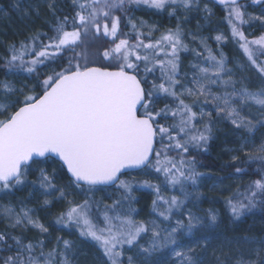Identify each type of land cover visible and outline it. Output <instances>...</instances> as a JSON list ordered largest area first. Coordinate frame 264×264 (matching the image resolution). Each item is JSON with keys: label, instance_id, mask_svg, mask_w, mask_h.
Wrapping results in <instances>:
<instances>
[{"label": "snow or ice", "instance_id": "6c2138e0", "mask_svg": "<svg viewBox=\"0 0 264 264\" xmlns=\"http://www.w3.org/2000/svg\"><path fill=\"white\" fill-rule=\"evenodd\" d=\"M212 3L223 6L229 29L212 39L218 46L231 41L243 57L234 67L222 49L213 51L207 37L184 29L192 13L203 12L206 21L214 15L202 0H72L73 13L61 16L55 0H48L56 18L51 35L35 31L9 42L0 56L5 77L26 73L34 81L19 88L12 80L0 81V193L14 195L31 183L66 203L54 223L94 242L106 264H137L126 256L133 249L143 264L164 252L171 264H203L185 238L216 225L219 213L196 215L188 207L189 189L205 175L198 171L197 156L207 152L216 125L227 121L239 144L226 149L235 168L229 175L254 178L225 198L226 211L233 220L264 211V32L245 31L255 22L264 28V0H251L261 15L248 13L250 5L240 0ZM140 9L166 13L176 24L161 32L157 25L137 22L130 13ZM189 37L198 48L189 47ZM181 53L193 56L188 71L182 70ZM49 162L67 175L66 186L55 183L57 169L49 173L41 167ZM32 172L37 179L29 182ZM68 188L84 198L69 199ZM138 189L154 194L151 211L157 219H136ZM166 189L175 191L165 195ZM98 192L104 196L97 199ZM52 202L46 198L43 204ZM34 211L0 205L7 227L20 230L0 232V253H11L0 256V264H74V242L57 237L48 248L49 229ZM30 229L40 237L29 239ZM196 243L207 247V237ZM245 243L254 246L247 255L227 259L264 264V238L246 237Z\"/></svg>", "mask_w": 264, "mask_h": 264}, {"label": "trees", "instance_id": "16d2710c", "mask_svg": "<svg viewBox=\"0 0 264 264\" xmlns=\"http://www.w3.org/2000/svg\"><path fill=\"white\" fill-rule=\"evenodd\" d=\"M17 3L20 6L19 9L13 7V5ZM55 3L57 5V16L73 13L72 0H55ZM241 3L250 5L247 8V12H261L260 6L252 5L251 2ZM212 5L214 7L215 21L216 23H219L218 27L227 34L229 29L224 20L225 11L223 6L213 3ZM130 15L134 18L140 17L156 21V23L160 25L161 32L167 28L174 27L176 24V20L168 17L166 13H154L153 10H135L131 12ZM55 23L56 18L48 9V0H0V56L6 54L5 48L9 42L24 40L28 35L35 31L39 30L51 35V29L54 27ZM121 26L124 28L123 23ZM124 30L127 31L128 29L124 28ZM245 31L246 34L250 36L264 32L262 29H251L250 26H245ZM156 35H159V33H156ZM225 50L230 59L236 57L237 59L243 60V57L238 54L236 46L231 41L227 43ZM45 71H51V69L49 68ZM5 79H13L19 83L28 84L29 87L34 83L32 78L28 77L26 73H19L15 77H5L4 72L0 70V81ZM157 106L162 107L163 104L161 103ZM236 146L237 144L232 142L230 138H226L225 140V138L216 131V128H214L213 139L209 141L207 152H201L197 156L198 171L205 175L201 178V181L196 188L189 189V191L192 192V203L189 204L188 207L194 206L195 208H208L213 207L211 206L209 199H212V201H218L217 204L214 205L220 215V223L216 230L217 233H222V237L228 239L237 237H258L264 233V211L254 209L252 213L246 214L240 220H233L226 211L224 203L225 198L235 191L238 185H243L250 179L254 178L250 176L229 175L230 173L235 172V168L231 167L233 164L231 159L232 154L226 151V149L235 148ZM235 154L239 155L241 160L244 159L243 153L238 152ZM236 165L246 167V165H240L239 161L236 162ZM41 166L48 167L47 164H42ZM253 167H255V165H253ZM60 174L63 180L68 181V177L64 172L60 171ZM35 175L36 172L31 175L32 180L35 178ZM130 176L135 177L136 179L146 178L140 175L139 172L130 173ZM212 185H214V188H210ZM172 191L175 190L166 189L164 194L169 195ZM99 194L100 197L104 196L103 192H99ZM134 195L138 200V202L134 204V207L138 211L136 219L144 220L149 216L157 217L156 214L151 211L154 194L150 190L138 189L134 191ZM197 195L200 197L199 200L196 199ZM106 202L110 203L111 201ZM65 207L66 206L62 203H55L50 208L40 211L41 219L48 225L54 236L58 235V233L69 231L68 229H64L62 226L54 223L57 214ZM4 231L16 235L20 234V230L10 229L4 223L0 222V232ZM26 235L29 239H36L35 233L31 230H29ZM90 244L102 255L101 250L94 242L90 241ZM51 246L52 243L49 244L48 248H51ZM9 254L11 253L4 252L0 253V256L6 257ZM104 263L106 264L105 258Z\"/></svg>", "mask_w": 264, "mask_h": 264}, {"label": "rangeland", "instance_id": "374dc122", "mask_svg": "<svg viewBox=\"0 0 264 264\" xmlns=\"http://www.w3.org/2000/svg\"><path fill=\"white\" fill-rule=\"evenodd\" d=\"M203 3H207L209 8L212 9L214 12V7L211 2L209 1H203L202 0V5ZM150 11V10H149ZM252 15H261L262 13L259 12H248ZM193 18L190 20V22L184 24V29L186 32H192L196 33L198 36H204L208 38V45L213 49V51H219V49H222L225 55L228 58V66L229 67H234L235 63L237 61H242L241 59H237L236 57L233 59H230L228 56L225 46L227 44H222V45H217L214 39L215 35L219 33H224L221 28L218 27L219 23H216L215 15H212L209 20H205L204 13H192L190 14ZM137 22L140 20L146 21L149 25H157L160 29V25L156 23V21L150 20V19H144L140 17L134 18ZM251 29H262L264 28L260 27L259 22L252 23L250 25ZM225 34V33H224ZM102 43L101 41L97 42ZM186 43L189 44L190 48H198L199 44L198 43H193L191 41V38L186 39ZM193 60V56L191 53H182V70L183 71H188V65L189 63ZM242 75L241 73H237V77ZM246 75L251 76L252 73H247ZM9 80V79H8ZM12 81L15 82L16 87H22L24 84L19 83L13 79ZM258 85L257 84H249L248 87L255 89ZM15 99V97H13ZM253 112H255V109H252ZM215 115V114H214ZM221 123V124H220ZM219 124L216 125V131L221 134L223 138H230L232 142L236 143L237 148L239 146L236 135L234 134V130L232 126L227 122V121H222ZM221 126V127H220ZM264 131V130H262ZM259 135V134H258ZM250 147V146H249ZM232 154V153H231ZM47 166H41L45 167L49 173H52L53 169H57L56 172V179L55 183L57 184L58 187H64L68 184V181H65L62 179L60 170L56 166V164L52 163H47ZM34 172H32L28 176V181H35L37 179L38 173L36 172L35 178L32 180L31 175ZM214 188V185L212 187ZM68 192L71 193L69 199H75L77 202L81 201L84 197L79 194L78 190H73L71 188L66 189ZM55 196H58L59 193H55ZM97 199L100 198L99 192L96 194ZM53 200L52 204L48 207H45L43 202L45 199ZM209 202L211 203V206L213 207H208V208H195L194 206H190L189 208L199 216H205L207 210L209 209H214L218 212V210L214 207L215 204H217L218 201H212V199H209ZM11 204L17 209L21 205H26L29 208L35 209L33 215L34 217L38 218L41 223H43L46 227L48 225L43 222L41 219V212L45 210L46 208H50L53 206L55 203H62L64 206H66V203L64 202H57L56 200L53 199L52 196H46L43 192V190L39 189L37 185L29 183L28 186H20V190L16 191L14 195H8L5 196L3 193H0V205H5V204ZM219 213V212H218ZM149 219H157V217L154 216H149L145 218L144 220H149ZM0 222L4 223L7 226V222L5 218L0 214ZM220 223V215L218 219V223L216 225H212L210 227H206L204 229H201L199 232L195 234V237H187L185 238V243H187L189 246H195L196 253L198 257L203 259V264H221V261H224V264H232V259H227L228 257L235 258L236 256L240 255L241 253L247 255L253 245L245 243V238L246 237H237V238H224L222 237V233H217L216 230L219 226ZM49 229V227H48ZM36 235V238L40 237V234L36 230H32ZM50 236L48 237V245L50 243H53L57 237H63L64 239H68L74 242V246L76 249V259L74 261V264H105L104 263V257L99 253L97 250L94 249V247L90 244V241H86L81 239L78 234L75 232V230H72L71 234L70 232H64V233H58V235L54 236L51 233V230L49 229ZM201 236H206L207 237V247H201L200 245H197L196 241L199 239ZM150 237L146 236L144 237L143 240L140 241L141 244H144ZM249 239H262L264 238V233L260 236L256 237H247ZM200 244H203V241H200ZM52 247V246H51ZM136 249H133L130 252L126 253L127 255L134 256L137 260V264H143V261L140 257L136 256ZM217 256H220L221 261H218L216 259ZM171 264V259L167 256L166 252L164 253H157L153 256L152 258V264Z\"/></svg>", "mask_w": 264, "mask_h": 264}, {"label": "water", "instance_id": "95a60500", "mask_svg": "<svg viewBox=\"0 0 264 264\" xmlns=\"http://www.w3.org/2000/svg\"><path fill=\"white\" fill-rule=\"evenodd\" d=\"M209 1H211L212 2V0H209ZM251 0H240V2H250ZM214 4V3H213ZM216 5H218V4H216ZM219 6H221V5H219ZM129 174L130 173H136V172H138V170H126Z\"/></svg>", "mask_w": 264, "mask_h": 264}]
</instances>
